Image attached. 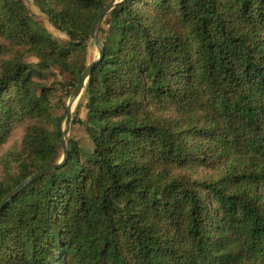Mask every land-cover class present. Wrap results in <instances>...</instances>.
Instances as JSON below:
<instances>
[{
    "label": "trees",
    "instance_id": "obj_1",
    "mask_svg": "<svg viewBox=\"0 0 264 264\" xmlns=\"http://www.w3.org/2000/svg\"><path fill=\"white\" fill-rule=\"evenodd\" d=\"M33 1L66 42L0 0V51L66 74L70 95L110 0ZM98 34L73 119L90 148L69 139L65 164L7 202L0 264H264V0H121ZM0 62V143L54 125L4 154L1 202L58 162L63 116L21 54Z\"/></svg>",
    "mask_w": 264,
    "mask_h": 264
},
{
    "label": "rangeland",
    "instance_id": "obj_2",
    "mask_svg": "<svg viewBox=\"0 0 264 264\" xmlns=\"http://www.w3.org/2000/svg\"><path fill=\"white\" fill-rule=\"evenodd\" d=\"M21 1L25 5L26 9L28 10V13L31 15L34 22L47 35L53 37L59 43L66 42L67 38L65 37V35L56 31L51 26V24L47 20V17L42 12H40L38 7L34 4L33 0H21ZM120 1L121 0H118V2ZM98 39H99V34H98ZM26 53L27 52H24L22 49L18 47H14L13 51L9 49L5 50V47H3V51L2 50L0 51V61L2 59H7L8 57L11 58V56H14L16 54L17 55L21 54L23 61L28 63L31 68L37 71L36 73H34V78L36 80H42L41 78L42 77L44 78L42 80V83H40V85L43 84L44 86H46L47 93H48L47 95H48L50 102H52V104L58 105V108L52 110V112L56 117L63 116L62 117L63 120L59 127L60 133H61V131L64 128V121H65L66 112H67L66 110L67 103H68L69 97L72 94L71 93L70 95H66L67 92L71 90L70 86L66 84L68 82V76L66 74L60 73L59 70H57L56 68H51V69H46V70L40 69L37 66L38 60L34 56L28 55ZM97 56H98L97 49L95 45L93 44V42L89 40L86 46V50H85V58H84L85 65L87 66L88 64L93 62L97 58ZM76 59H77V62L80 63V60H81L80 55H76ZM14 92H15V88L12 87L10 91L6 93V95L7 96L12 95L14 94ZM81 97L82 96H80V98L73 104L71 108V121H70L68 132L66 134L65 139H66V142H68L69 139H73L78 143L80 148L84 150L86 149L88 150L90 148L89 147L90 143L83 131V128L79 126L78 124L73 123V119L75 118H81L82 120L85 118L86 111L84 110L82 106ZM47 121H48V118H44L43 120H40V121L26 120L23 122H17L7 129L4 135V141H3L4 143H0V177L2 176L4 170L7 168L6 160L3 159L4 154L11 147L12 148L18 147L25 129H27L30 126L44 125L48 130L53 131L54 130L53 122H49L46 124ZM59 145H60V139H59ZM61 156H62V148L60 145L59 160Z\"/></svg>",
    "mask_w": 264,
    "mask_h": 264
},
{
    "label": "water",
    "instance_id": "obj_3",
    "mask_svg": "<svg viewBox=\"0 0 264 264\" xmlns=\"http://www.w3.org/2000/svg\"><path fill=\"white\" fill-rule=\"evenodd\" d=\"M117 3H118V0H110L103 7L101 12L98 14V16L96 17V19H95V21L91 27L89 40H91L93 42V44L95 45V47L97 49L98 56L93 62H91L90 64H88L86 66V68L84 69V71L82 72V74L79 77V81L76 84L74 91L72 92L71 96L69 97L67 107H66L67 112H66V117H65V121H64V128L61 131L60 145L62 148V156H61L60 160L55 164L48 165L47 167H45L42 170H40L39 172L35 173L31 177L25 179L16 188L11 190L1 200L0 212L4 208V206L7 204V202H9V200H11L17 194H19L33 180H35L36 178L42 176L43 174H45L49 171H53V170H55V169H57V168H59L65 164V162L67 160V156H68V147H67V142H66L65 138H66V134L68 132L69 124L71 121V108H72L73 104L80 98L93 67L99 61H101V59L103 58V46L98 39V31L100 29L102 22L104 21L105 17L107 16V14L117 5Z\"/></svg>",
    "mask_w": 264,
    "mask_h": 264
}]
</instances>
